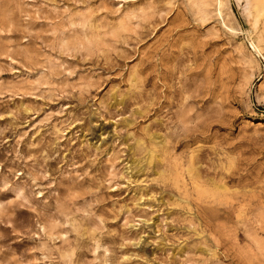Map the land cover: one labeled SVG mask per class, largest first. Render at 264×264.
<instances>
[{"label":"rangeland","instance_id":"374dc122","mask_svg":"<svg viewBox=\"0 0 264 264\" xmlns=\"http://www.w3.org/2000/svg\"><path fill=\"white\" fill-rule=\"evenodd\" d=\"M0 264H264V0H0Z\"/></svg>","mask_w":264,"mask_h":264}]
</instances>
